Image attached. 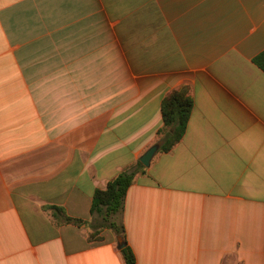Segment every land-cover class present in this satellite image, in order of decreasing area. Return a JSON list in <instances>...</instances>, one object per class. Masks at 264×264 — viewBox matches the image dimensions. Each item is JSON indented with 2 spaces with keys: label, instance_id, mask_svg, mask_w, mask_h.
I'll use <instances>...</instances> for the list:
<instances>
[{
  "label": "crops",
  "instance_id": "1",
  "mask_svg": "<svg viewBox=\"0 0 264 264\" xmlns=\"http://www.w3.org/2000/svg\"><path fill=\"white\" fill-rule=\"evenodd\" d=\"M263 51L264 0H0V264H264ZM154 144L101 231L94 191Z\"/></svg>",
  "mask_w": 264,
  "mask_h": 264
},
{
  "label": "trees",
  "instance_id": "2",
  "mask_svg": "<svg viewBox=\"0 0 264 264\" xmlns=\"http://www.w3.org/2000/svg\"><path fill=\"white\" fill-rule=\"evenodd\" d=\"M253 61L264 70V51L254 57ZM193 101L186 86L172 90L167 94L161 103V117L163 125L157 130L161 134V144L159 149L169 150L183 135L187 120L190 115ZM143 165L137 161L134 166L120 171L111 178L104 189H96L92 195L90 212L96 214L102 220L101 226L113 229L116 234L124 240V229L121 215L123 202L127 189L133 181L135 173L143 170ZM66 221L74 220L75 223H81L80 219H72L64 215ZM98 234L95 229L90 239ZM121 253L125 264H135L136 258L133 250L124 244Z\"/></svg>",
  "mask_w": 264,
  "mask_h": 264
},
{
  "label": "water",
  "instance_id": "3",
  "mask_svg": "<svg viewBox=\"0 0 264 264\" xmlns=\"http://www.w3.org/2000/svg\"><path fill=\"white\" fill-rule=\"evenodd\" d=\"M158 149V144H154L149 147L140 157L139 161L145 167L149 165L150 159L153 156L154 152ZM124 242L118 241V248H122L124 246Z\"/></svg>",
  "mask_w": 264,
  "mask_h": 264
},
{
  "label": "rangeland",
  "instance_id": "4",
  "mask_svg": "<svg viewBox=\"0 0 264 264\" xmlns=\"http://www.w3.org/2000/svg\"><path fill=\"white\" fill-rule=\"evenodd\" d=\"M105 228H107V227H103V228H101V231L104 230ZM107 229H109V228H107ZM101 231H100V232H101ZM111 231L114 233V230H113V229H111ZM98 234H99V233H98ZM95 237H96V236H95ZM99 237H100V236L98 235V236L96 237V239H99Z\"/></svg>",
  "mask_w": 264,
  "mask_h": 264
}]
</instances>
